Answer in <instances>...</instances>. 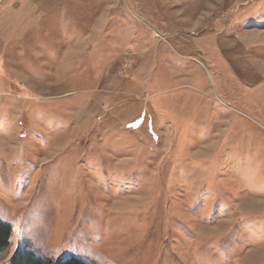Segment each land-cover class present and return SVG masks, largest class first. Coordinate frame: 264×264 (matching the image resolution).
I'll use <instances>...</instances> for the list:
<instances>
[{"label":"rangeland","instance_id":"obj_1","mask_svg":"<svg viewBox=\"0 0 264 264\" xmlns=\"http://www.w3.org/2000/svg\"><path fill=\"white\" fill-rule=\"evenodd\" d=\"M0 264H264V0H0Z\"/></svg>","mask_w":264,"mask_h":264},{"label":"trees","instance_id":"obj_2","mask_svg":"<svg viewBox=\"0 0 264 264\" xmlns=\"http://www.w3.org/2000/svg\"><path fill=\"white\" fill-rule=\"evenodd\" d=\"M11 238V228L8 224L0 221V251L5 250L8 247L9 240ZM12 264H52L46 263L42 259L36 257L33 252L20 251L13 257ZM62 264H86L83 260L78 258L68 259Z\"/></svg>","mask_w":264,"mask_h":264}]
</instances>
